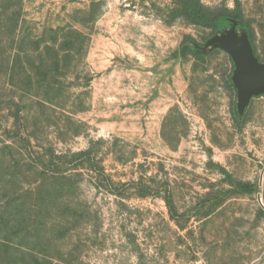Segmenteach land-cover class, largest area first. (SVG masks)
<instances>
[{"label": "rangeland", "instance_id": "374dc122", "mask_svg": "<svg viewBox=\"0 0 264 264\" xmlns=\"http://www.w3.org/2000/svg\"><path fill=\"white\" fill-rule=\"evenodd\" d=\"M171 6L0 0V264H264V95Z\"/></svg>", "mask_w": 264, "mask_h": 264}, {"label": "water", "instance_id": "95a60500", "mask_svg": "<svg viewBox=\"0 0 264 264\" xmlns=\"http://www.w3.org/2000/svg\"><path fill=\"white\" fill-rule=\"evenodd\" d=\"M209 44L213 45L212 48L220 47L226 50L234 62L231 79L237 88V109L241 116L253 96L264 95V62L254 54L247 29L237 31L236 25H230L226 32L212 34L202 47L203 52H206ZM194 45L198 46L197 43Z\"/></svg>", "mask_w": 264, "mask_h": 264}, {"label": "trees", "instance_id": "16d2710c", "mask_svg": "<svg viewBox=\"0 0 264 264\" xmlns=\"http://www.w3.org/2000/svg\"><path fill=\"white\" fill-rule=\"evenodd\" d=\"M170 15H167L168 22L175 21L177 19L189 22L194 25H201L212 30V34L221 32L228 28L232 22H237L239 28L247 29L249 37L251 38V32L249 25L246 21L241 4H237L234 7L221 6L218 8H211L207 6L202 0H172V6L170 8ZM187 40H192L186 37ZM184 54H194L196 57H200L195 50L186 45L184 47ZM43 101H48L52 104L54 102L40 97ZM55 105V104H54ZM39 257H35L33 261L39 260Z\"/></svg>", "mask_w": 264, "mask_h": 264}]
</instances>
